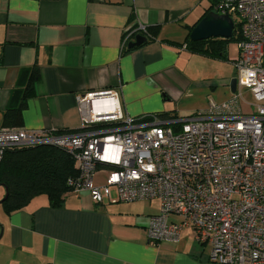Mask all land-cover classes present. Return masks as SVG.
Listing matches in <instances>:
<instances>
[{
	"label": "crops",
	"instance_id": "obj_1",
	"mask_svg": "<svg viewBox=\"0 0 264 264\" xmlns=\"http://www.w3.org/2000/svg\"><path fill=\"white\" fill-rule=\"evenodd\" d=\"M210 1L0 0V130L76 132L78 98L107 90L119 93L134 119L179 120L204 111L209 98L218 103V77L200 66L217 59L186 48ZM137 24L152 36L129 49L141 36L132 33ZM35 65L39 77L21 125L6 126L5 112L18 107ZM105 177L98 172L96 184ZM4 196L0 186V201ZM62 199L53 205L38 195L12 212L0 204V264H211L191 229L177 243H149L156 200L122 203L111 192L110 201L97 205L85 191Z\"/></svg>",
	"mask_w": 264,
	"mask_h": 264
},
{
	"label": "built area",
	"instance_id": "obj_2",
	"mask_svg": "<svg viewBox=\"0 0 264 264\" xmlns=\"http://www.w3.org/2000/svg\"><path fill=\"white\" fill-rule=\"evenodd\" d=\"M212 9L239 26L229 100L209 99L204 111L179 120L134 119L118 92L91 93L78 98L76 132L2 129L0 157L8 148H62L78 171L67 186L88 192L95 204L110 201L112 190L113 201H158L150 244L177 243L191 229L211 264H264V0H217ZM132 33L149 38L141 24ZM243 88L254 97L250 114L241 108ZM101 170L105 181L97 185Z\"/></svg>",
	"mask_w": 264,
	"mask_h": 264
},
{
	"label": "trees",
	"instance_id": "obj_3",
	"mask_svg": "<svg viewBox=\"0 0 264 264\" xmlns=\"http://www.w3.org/2000/svg\"><path fill=\"white\" fill-rule=\"evenodd\" d=\"M216 1H210L208 12H211ZM147 32L148 37L151 38L152 34L148 28ZM239 39V26L236 24L230 39L192 42L188 35L186 48L192 53L208 58L225 60L227 43L232 40L237 42ZM38 77L39 73L35 65L25 83L18 107L5 112L6 126L19 127L21 125L22 109L26 102L34 97V84ZM155 116L161 120L171 119L164 115ZM65 133H71V131H60L55 134ZM77 174L74 157L62 148L38 145L5 149L0 157V186L7 189V198L1 205L8 212L17 211L24 208L38 195H46L53 205H58L65 194L73 191L66 182L69 178L76 177Z\"/></svg>",
	"mask_w": 264,
	"mask_h": 264
},
{
	"label": "rangeland",
	"instance_id": "obj_4",
	"mask_svg": "<svg viewBox=\"0 0 264 264\" xmlns=\"http://www.w3.org/2000/svg\"><path fill=\"white\" fill-rule=\"evenodd\" d=\"M238 57H239L238 41L236 42L235 40H232L227 43L225 60L217 59L218 62H214L216 60L214 61L208 60L206 61L207 62L206 64H201V65L199 63H197L196 65L195 63L191 64L192 66L193 65L194 66L203 65V67H205L206 69L203 68L204 70H201V71H205L206 73L212 74V75L215 74V77H218V103L226 102L233 96V93L231 92V89H230V83L232 80L236 79V76H237V70L233 66V62L237 60ZM215 63H218V64H215ZM202 89L203 87H198V89L195 91L198 99L202 98V93H201ZM208 91L211 92L210 89H208ZM241 91H242L241 92L242 93V100H241L242 111L246 114H250L253 112V108L250 106L254 104L253 94L251 93L249 89H246V88L241 89ZM210 95L213 96L211 93ZM112 192L116 193L115 190H112ZM204 252L207 254V256H209L210 250L208 247H205Z\"/></svg>",
	"mask_w": 264,
	"mask_h": 264
},
{
	"label": "water",
	"instance_id": "obj_5",
	"mask_svg": "<svg viewBox=\"0 0 264 264\" xmlns=\"http://www.w3.org/2000/svg\"><path fill=\"white\" fill-rule=\"evenodd\" d=\"M234 23L230 16L219 15L215 12H208L202 19L196 24L189 34V39L192 42L205 41L208 39H230L233 36ZM146 42V38L137 36L136 41L131 43L128 48L139 47ZM230 89L232 93L236 91V80H232L230 83ZM5 189V196L0 201V204L7 198V189Z\"/></svg>",
	"mask_w": 264,
	"mask_h": 264
}]
</instances>
